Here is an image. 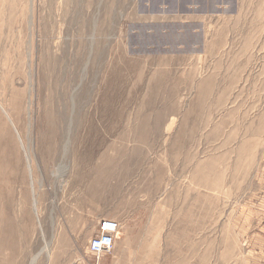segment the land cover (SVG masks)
<instances>
[{"label":"rangeland","instance_id":"obj_1","mask_svg":"<svg viewBox=\"0 0 264 264\" xmlns=\"http://www.w3.org/2000/svg\"><path fill=\"white\" fill-rule=\"evenodd\" d=\"M43 235L36 264H264V0H0V264Z\"/></svg>","mask_w":264,"mask_h":264},{"label":"built area","instance_id":"obj_2","mask_svg":"<svg viewBox=\"0 0 264 264\" xmlns=\"http://www.w3.org/2000/svg\"><path fill=\"white\" fill-rule=\"evenodd\" d=\"M120 224L112 220H103L99 226V233L89 242L87 248L89 254L94 255L98 260L110 254L119 237Z\"/></svg>","mask_w":264,"mask_h":264},{"label":"bare ground","instance_id":"obj_3","mask_svg":"<svg viewBox=\"0 0 264 264\" xmlns=\"http://www.w3.org/2000/svg\"><path fill=\"white\" fill-rule=\"evenodd\" d=\"M27 158L29 159V156L27 155ZM30 163V162H29ZM31 170V169H30ZM31 175V177H32V173L30 174ZM34 207L36 208V202H35V205H34ZM34 208V209H35ZM37 209V208H36ZM36 213V212H35ZM43 240H44V243H45V247L38 253V254H36V255H34L33 257H32V259H31V263L30 264H36L37 263V261H38V259L41 257V255H43L46 251H48L49 250V248H50V244L46 241V239H45V237H44V235H43ZM49 253H50V251H49Z\"/></svg>","mask_w":264,"mask_h":264}]
</instances>
